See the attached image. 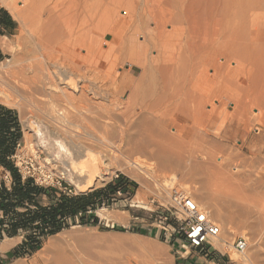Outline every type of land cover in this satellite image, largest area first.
<instances>
[{
    "label": "rangeland",
    "instance_id": "374dc122",
    "mask_svg": "<svg viewBox=\"0 0 264 264\" xmlns=\"http://www.w3.org/2000/svg\"><path fill=\"white\" fill-rule=\"evenodd\" d=\"M27 1L30 3L29 0L23 2L22 0L0 1V9L6 11L13 21L12 26L0 28L1 68H11L14 65L13 56L19 53V45L29 43L34 33L38 32L37 24L33 26L34 28L31 27L36 18L35 14L37 13H35L34 7L37 6L38 0H31L35 3H32L34 6L28 4ZM170 1L174 4L180 1L178 5L182 2V7L180 6V10H176L179 15L175 14V11L172 14H167L169 17L165 16L166 14H164L165 17L162 15L157 17L160 22L158 23L159 27L162 29L158 28L157 30L159 32L157 33V44L158 47L160 46L161 59L162 56L166 57L162 61L163 65L159 61L161 66H157L159 68L157 74L160 71L161 76L165 77L163 79L168 81L166 82V88H169L167 98L172 97L169 98L172 101L171 108H169V110L171 109V118L180 126L184 125V132L190 133L187 134L188 138L184 148L186 152L180 156H174L175 159L179 158L177 163L174 158H171L172 168H162L160 162L150 157L148 153L130 154L124 151L125 146V149L118 153L116 150L120 144V140H118L120 138L116 133L117 136L114 134L112 138L110 136L104 141L102 139L101 144L99 142L87 145L86 158L76 160L70 148V142L68 144V141L54 135V129L57 127L44 120L42 111L34 112L23 105L20 108L19 105L12 107L0 104V107L14 111L20 122L22 145L17 151V165L22 177L26 179L33 176L37 180V186L51 189L47 195L38 198V203L41 206L53 205L62 195L74 197L104 191L95 201L94 210L90 212V216L97 219L95 225L81 226L77 219L75 223L68 220L57 234L38 239L36 252H28L16 259H11L8 254L22 245L27 235H36V233L33 230L19 232L14 238L4 235L0 239V247L7 240H15L16 244L7 251L0 250V264L16 262L22 264H180L185 258L191 260V264H264V0ZM30 5L33 7L32 9L29 8ZM25 8L26 10H24ZM22 13L25 14L22 15ZM32 14H34L33 19L28 17ZM26 15L28 18L25 17ZM161 16L164 17V25L161 24ZM29 18L32 20H28ZM166 22L169 24L167 25ZM172 22L174 25L171 24ZM24 23L26 26L23 25ZM166 25L167 27L164 28ZM150 26L153 25L150 24ZM20 30L21 32H19ZM167 34L170 35V39L173 36V39H169L172 42L165 40L169 38L166 37ZM161 35H165V41L162 40ZM138 40L141 39L138 38ZM165 42H169V46ZM112 45H104L103 49L100 48V53L104 50L103 53H99L97 56L100 55V58L97 59L96 56V60L94 58L93 61L100 62L98 60H102L105 53L108 54V51L111 50L108 48ZM107 46L108 50L105 52ZM165 51H167L166 54ZM154 54L155 52H151V55L154 56ZM74 57L76 65L85 61L80 54L75 53ZM76 57H81L84 60L80 59L79 63V59ZM114 61L111 63L112 66L114 65L113 68L117 69V71L115 70L117 73L129 71L130 65L127 62L115 61L116 64L118 63L116 66ZM83 72L82 67L79 72H76L79 73V76L75 73L76 78L73 77L74 79L79 77L78 83L84 89L86 88L84 96L85 98L88 96V99L86 98L85 102L79 100L84 105H78L80 104L78 102L75 104L78 105H76L77 108L80 106L79 110H81V106L88 108L89 103L92 102L90 104L91 106L94 104V107L92 106L94 111L90 106L88 110L91 113H87L91 114L90 117L95 115L92 116L93 122L89 114L79 111L84 115L87 114V117L82 116L84 118H81L84 122L87 119L91 121V124L93 122L94 126L92 124V127L96 132L101 128H105L103 131L106 128L108 130L109 127H103V123H105L104 125L108 123L107 119L104 118L106 120L101 121L103 120L101 115L105 116V113L110 109H112L113 114L109 112L112 117L117 115L115 114L117 113L116 109L110 102L111 97L102 96V87H99L101 83L95 79L92 81V78L87 77ZM85 85H89V89ZM62 87H64L63 83L59 82L58 88ZM95 105L97 108L101 105L100 109L107 111L95 110ZM64 109L73 114L68 106ZM97 112L99 113L97 114ZM120 115L118 112L119 118L115 120L120 123L116 122V125L119 126L123 124V118ZM95 116L97 117L95 118ZM104 116L102 115V117ZM79 119L76 121V125L79 124L77 126L85 128V123L83 125V120ZM113 119L116 118L113 117ZM116 125L114 124L113 127L117 130ZM167 129L168 134H175V128L171 124ZM110 130H112L111 127ZM101 131L98 133H105V131ZM60 144L66 151L59 147ZM100 148H106L104 150L107 152L106 156L112 154H115L112 155L113 158L116 157V154L121 156L115 162L109 161V164L103 157L104 160L102 159L101 163L100 157L104 156L105 152H100ZM122 152L127 157L123 156ZM111 158L110 160H112ZM135 160H139L142 167L131 164ZM118 161L122 162L121 167L124 164L123 167L128 172L120 167ZM124 162L131 166L128 168ZM96 163L97 174L95 176L99 177H94L93 181L97 182V185L88 187L87 181L94 173L92 167ZM82 171L87 178H79L75 174ZM43 175L51 177V186V183L42 182ZM99 178L107 180L101 181ZM0 181L4 182L6 187H10V176L1 168ZM116 181L134 184L135 188L127 196H116L113 188L112 191L105 192L111 185L116 187ZM164 184L189 190L194 200L198 204L200 203L199 205H203L207 212L208 207L202 203L205 200L211 207L220 210V220L209 216L222 229L223 238L221 237L219 243L224 248L217 247V249L213 244L215 247L206 246L202 250H183L178 246L176 240H181V238L172 229L177 227L180 218L166 203V195H161L158 199L155 195L156 189ZM17 211L22 212V209H17ZM1 218L2 213H0ZM132 229L135 232H131ZM137 231H141V233H137ZM239 238H244L247 243V250L240 255L233 252L235 251L233 243ZM130 246L135 248L131 249ZM134 249L141 251L142 255L140 254L138 257L139 260L130 255L131 250ZM143 254H145V258ZM205 254L208 255V258H202ZM133 260L138 261L136 263Z\"/></svg>",
    "mask_w": 264,
    "mask_h": 264
},
{
    "label": "bare ground",
    "instance_id": "6f19581e",
    "mask_svg": "<svg viewBox=\"0 0 264 264\" xmlns=\"http://www.w3.org/2000/svg\"><path fill=\"white\" fill-rule=\"evenodd\" d=\"M0 1H3V0H0ZM23 1L24 0H22V2ZM29 1L30 3H28L27 1L28 4H32V3L35 4L31 0ZM179 2H177V4H174L170 0H38V2L36 3L37 6L34 7L36 9L35 13H37L35 14L36 18L34 17L35 21L32 22L33 24L31 25V27H33V26H36L37 24L38 32L34 33V35L32 36L33 38L31 39L30 42L27 40V42L29 43L27 44L22 43L19 45V53L13 56L14 65L12 67L10 66L11 68H1L0 67V104L4 106H12V107L14 106L17 107L19 105L20 108L23 105V106H26L27 108H30L34 112L42 111L44 120L47 121L48 123L54 124L55 127H57L54 129V135L60 136L63 140L68 141V144L70 142V146H71L70 148L72 149L75 155L74 159L76 160L80 158H86L87 145L89 144L93 145L94 143L98 144L99 142L101 144L102 139L104 141L105 139H108V137L110 136L112 138V136L117 133L120 138L118 139L120 140V144L118 146V149L116 150L118 153L119 151L125 148L126 149L124 151H127L130 154H147L148 153L150 157L160 162V165H161L160 167L166 168V169L172 168L171 161L173 158L175 159L174 156L177 157V156H180L183 152H186L184 151V148L187 142L186 139L188 138L187 134H190V133H187V131L184 132L183 131L184 125L180 126L179 123L175 122V120L171 118L172 117V115L170 116L171 109L169 110V108H171L170 103H172V101L171 99L169 100L171 96L167 98V90L169 88L168 89L166 88L167 86L166 82L168 81L166 79H163L165 77L161 76L160 71H159V74H157V70H159L157 66L163 65L162 61H164L166 58L165 56H162V59H161L162 54H161V51L159 50L160 46L158 47V44H157V40H158L157 33H159L157 30L158 28L161 29V27H159L160 24H158L160 23L159 18L157 17L158 15L164 16V14H166L165 16L169 17V15L167 14H172V12L174 13L176 10H180V8L182 7L181 6L182 2L181 4L178 5ZM26 8L24 10H26ZM29 8L32 9L33 7L31 6ZM29 11H32V10H29ZM33 12L34 11H32V13ZM23 14L25 13H22V15ZM175 14H178L177 11ZM33 15L34 14H32V16L28 15V17H32L33 19ZM162 16L160 19L161 24H163V20H164L163 18L165 17V16L164 17ZM25 17H27V15ZM32 19L29 18L28 20L31 21ZM174 19H175V15H174ZM174 19L172 20L174 21ZM25 24L26 23H24L23 25ZM150 24L153 26L149 27ZM171 24H173V22ZM167 25L164 26V28H166ZM169 29H170V26H169ZM19 32H21V30ZM165 32L166 30L164 31V33ZM168 35L169 34H167L166 36V37H169L167 39H165L166 38L165 35L162 37L160 36V37L162 38V40L165 39L169 41L170 35L169 36ZM171 35H172V32H171ZM19 37H20V34H19ZM171 37H172L171 39H173V36ZM138 38H140L141 40H138ZM162 40L160 41L162 42ZM169 42H172V41H169ZM110 43L113 44L112 47L108 48L107 46L105 52L110 48L111 50L108 51L107 55L105 53V57L102 58V60L100 59L98 60L100 62L96 61L97 63H95L93 60L100 53V48L104 47V45L105 46L111 45ZM168 43H166V45H168ZM162 45H163V42H162ZM166 45L164 44V46ZM166 48L168 47L166 46ZM162 49H163V46H162ZM74 52L84 57L85 59L84 63L82 64L80 63V59L81 61L84 59H82L81 57L80 58L76 57L77 59H79V63H80L76 65V62L74 60L75 58ZM151 52H155L156 55L155 54L154 56L151 55ZM166 52L167 51H165L164 53L166 54ZM99 56H97V59L100 58ZM113 59L116 62L118 60H119L118 62H120V60L121 62L123 61L127 62L130 65L129 71L127 72L123 71L122 73H117L116 72L117 69L113 68L114 65L112 66V63H111L114 61ZM159 61L162 62L161 65ZM117 65L118 63L116 64V66ZM80 67L81 68L83 67L84 75H86L89 78H92V81L93 79H95L96 81L98 80L101 83V86L99 87H102V91H103L102 96H106V98L111 97L110 102L116 109L115 111L117 112L115 114L118 115V112H119L121 114L120 116H122L123 118V121H122L123 124L121 126L116 125L117 121H115L117 120V118H119V116L113 115V117L116 118V119H113V117L111 116L113 114L111 111L112 109L110 110L108 109L109 112H111L112 114L109 113L105 109L108 113L107 112L105 113L106 117L104 116V114H102L104 116L102 117L100 113L101 118H103V120L101 121H104L107 119L106 121L108 123H106V125H104L105 123H103V127H106V126L109 128L111 127L112 130L109 131V128L108 130L106 128V130H104L105 133H98L101 130H102L101 132H104L103 129L105 128H101L100 130L98 129L99 131L97 130L98 132H96L95 128L92 127V124L94 122L93 120L94 118H92V116L95 114H93L90 117L91 112L88 110L89 107L91 106L90 103L92 102L90 101H89L90 103L88 102L90 105L88 108L85 106L84 107L81 106V110H79L80 106L77 108L78 105H81V104L84 105L83 103L79 102V100L82 102H85L84 100L88 97L87 96L85 98L84 96V90L86 88L84 89V87L80 86L78 83L77 79L79 77L77 79H74L73 77L75 76L74 74L76 72H79V70L81 69ZM178 73H179V70H178ZM78 74L76 73V75ZM83 78H85V76H83ZM59 82H62L64 85V87H62L61 89H59L60 87L58 88ZM171 85H172V82H171ZM88 87L89 85L87 86V88ZM68 90H70V92H68ZM200 95H201V92H200ZM77 102L80 104L78 105L75 104ZM198 103L199 101L197 102V104ZM66 106H68V108L71 109V112H73V114L69 113L70 111L64 109ZM100 106H98L99 108H97L96 106L95 110L100 109ZM92 109L94 111V108ZM79 111H84L86 113L90 112L87 114H89V117L92 118V121H93L92 124H91V121H88L89 119H87V121L85 120L86 122H84V120L82 119L84 117L82 116H86L87 114L85 113L86 115H84L83 113H80ZM102 111L103 110L100 109V112ZM98 113L99 112H97V114ZM96 117L97 116H95V118ZM77 118L78 119L80 118L81 120H83L82 122L83 125L85 123V128L84 126L82 127L83 130L82 128L77 126L79 124L76 125V121L78 120ZM191 123L193 124V122ZM114 124L116 125V127H118L117 130L114 129L113 127ZM117 124H120V123L117 122ZM170 124L172 125V127L175 128L174 135L173 133L172 135L167 133L168 132L167 128ZM97 125H98V122H97ZM97 125L95 123L96 127ZM199 136L198 138H200ZM59 147L63 151H66L62 144H60ZM98 147L97 149H99ZM100 149H101L100 152H103L106 148L105 149L100 148ZM187 152H190V151H187ZM106 153L107 152L104 153L105 154L104 156L100 155L102 156L100 157L101 159L99 158L101 160V163H102L103 157L107 160L106 163L109 164V161L115 162L121 156L120 154H119L120 156L116 154V157L113 158L115 154L114 155L112 154L113 155L112 156L110 153V155L112 156L111 158V156L108 155L112 159L110 160V158L106 156L107 155ZM124 154L125 153H123V156L127 157V155L126 154L124 155ZM122 159L123 158L121 157V160ZM177 159L179 158L175 159L176 163H177ZM118 162L116 163L118 164ZM173 163H175L174 160H173ZM125 164L126 166H128V168L131 166V164H134V166H137V167H142L141 165L142 163H139V160H135L131 164L128 163V165H127V162ZM96 165L97 163L95 164L94 167H92V170L94 173H92V175L89 177V180L87 181L88 187H92V186L94 187L95 185H97V182L94 183L93 181L94 177H99L98 175L95 176V174H97ZM119 165L121 167L122 162H119ZM137 167H135V169H137ZM126 172L128 171L126 170ZM135 172L137 171L135 170ZM75 174L79 178H87L86 174L83 171L80 173H75ZM99 179L101 181L107 180V179L102 180V178H99ZM200 201H203V200H200ZM202 203H204V205L208 207L209 209L208 214L212 216V218H215V220L221 219L220 210H218L216 207H211L210 204H207L208 202L206 200ZM202 207L204 206L202 205ZM221 239L213 242L216 248L218 247L219 249H221L223 247V245L219 243ZM15 244H16L15 240H7L4 243H2L0 250L2 252L7 251L10 248H12ZM136 251H137L136 249L131 250V252L129 250L130 255L135 256V258H138L141 254V251L138 250L140 253L138 251L137 253ZM233 252L235 254L240 255V253H238L236 250ZM149 254L151 255V253ZM144 255L145 254H143V257ZM152 255L154 254L152 253ZM138 260L136 261L133 260V261L137 263ZM242 260H245V262L247 261L246 259H242ZM14 264H22V263L16 262Z\"/></svg>",
    "mask_w": 264,
    "mask_h": 264
},
{
    "label": "trees",
    "instance_id": "16d2710c",
    "mask_svg": "<svg viewBox=\"0 0 264 264\" xmlns=\"http://www.w3.org/2000/svg\"><path fill=\"white\" fill-rule=\"evenodd\" d=\"M1 25H13L9 14L3 9H0ZM21 145L22 132L17 114L0 107V168L10 176L9 188L0 181V239L4 235L14 238L19 232L30 230L36 233L27 235L24 243L8 254L11 259L19 258L28 252H36L38 239L57 234L68 220L75 223L77 219L81 226L95 225L97 219L90 216V212L94 210L95 201L104 192H91L74 197L62 195L53 205L41 206L38 198L47 195L51 189L37 186L31 178L23 179L13 161ZM112 188L115 189L114 185L109 186L105 192L112 191ZM17 209H22V212ZM131 232L135 231L132 229Z\"/></svg>",
    "mask_w": 264,
    "mask_h": 264
},
{
    "label": "built area",
    "instance_id": "2783aa9c",
    "mask_svg": "<svg viewBox=\"0 0 264 264\" xmlns=\"http://www.w3.org/2000/svg\"><path fill=\"white\" fill-rule=\"evenodd\" d=\"M17 158L16 153L13 161L18 168ZM30 178L37 184V180L33 176ZM42 182L49 184L52 179L48 175H43ZM115 194L116 196H122L121 191L118 189L115 190ZM155 195L157 199L161 195H166V203L180 218L177 227H173L172 230L176 231L181 238V240H176L181 249L202 250L206 246H213V242L221 239L222 230L220 226L212 221L204 207L196 203L189 190L170 186V184L162 185V187L156 189ZM233 247L238 253L243 254L247 250L246 240L244 238L235 240Z\"/></svg>",
    "mask_w": 264,
    "mask_h": 264
},
{
    "label": "crops",
    "instance_id": "0c3cea01",
    "mask_svg": "<svg viewBox=\"0 0 264 264\" xmlns=\"http://www.w3.org/2000/svg\"><path fill=\"white\" fill-rule=\"evenodd\" d=\"M10 17V16H9ZM11 19V17H10ZM11 22L13 23L12 19H11ZM5 27H8V26H5V25H1L0 28H5ZM120 181H116V187H115V190H120L121 193H122V196H127V195H130V193L134 190L135 188V185L133 184H127V183H119ZM204 257H207L208 258V255H203L202 258ZM187 258H185L183 260L182 263L180 264H191L192 261L191 260H187ZM193 263H196V261H193Z\"/></svg>",
    "mask_w": 264,
    "mask_h": 264
}]
</instances>
